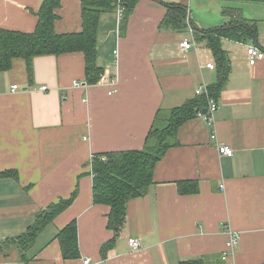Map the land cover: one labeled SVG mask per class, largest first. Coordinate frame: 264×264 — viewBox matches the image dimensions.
<instances>
[{
    "label": "crops",
    "instance_id": "0c3cea01",
    "mask_svg": "<svg viewBox=\"0 0 264 264\" xmlns=\"http://www.w3.org/2000/svg\"><path fill=\"white\" fill-rule=\"evenodd\" d=\"M41 1L0 0V29L32 32ZM167 3L185 4L199 29L229 23L223 7L239 10L254 34L222 39L230 70L212 124L199 110L178 126L175 144L157 161L146 193L127 202L125 223L102 257L113 232L108 207L92 202L91 155L141 149L159 111L193 99L197 86L217 78L203 42L188 51L178 46L193 36L191 25L160 26ZM120 13L99 16L95 62L103 81L85 82L79 51L35 57L31 81L20 57L0 71V264H263L264 59L249 65L245 49L264 50V0H138L124 31ZM57 14L56 32L81 29V0H61ZM219 144L232 156L219 155ZM73 191L71 203L23 247L39 214ZM72 220L79 256L65 259L55 235ZM233 234L237 242L228 247ZM128 237L139 239V250Z\"/></svg>",
    "mask_w": 264,
    "mask_h": 264
},
{
    "label": "trees",
    "instance_id": "16d2710c",
    "mask_svg": "<svg viewBox=\"0 0 264 264\" xmlns=\"http://www.w3.org/2000/svg\"><path fill=\"white\" fill-rule=\"evenodd\" d=\"M138 0H81V29L76 32L59 33L54 30L57 19V10L61 0H42L36 13L37 20L34 30L30 33L0 29V71L11 66L14 58L25 60L27 77H33V59L37 56H59L63 53L79 51L84 57L85 82L96 83L101 76L102 69L96 65L97 29L99 16L103 12H121V31H124L126 22ZM165 13L160 22L163 28H172L178 31L186 29L187 25L193 28V38L203 42L210 49L216 61L217 78L214 84L208 85V96L217 99L221 89L225 86L230 70L229 57L222 48L224 38L243 41L253 37L254 26L245 20L239 10L223 7L222 13L230 16L227 24L214 28L199 29L193 25L188 17L187 7L183 3L165 4ZM208 97L204 94L195 95L180 106L159 111L148 130L141 149L124 151H104L94 153L90 157L92 174V202L108 207L106 227L113 232L112 237L104 242L99 252L106 256L107 250L112 248L117 234L121 231L126 220L127 202L146 193L153 180L154 167L162 158L165 151L175 144L178 126L192 117L195 112L206 108ZM161 112L168 113L165 124L156 127ZM187 185L185 182L178 183ZM192 187H195L194 184ZM187 192L195 188L187 187ZM76 191L71 197L49 205L38 216L37 222L31 231H27L21 240L23 247L29 246L55 215L63 211L73 200ZM62 256L65 259L79 256L76 223L74 220L66 224L55 235ZM179 264H203L201 258L187 259ZM264 264V263H263Z\"/></svg>",
    "mask_w": 264,
    "mask_h": 264
},
{
    "label": "built area",
    "instance_id": "2783aa9c",
    "mask_svg": "<svg viewBox=\"0 0 264 264\" xmlns=\"http://www.w3.org/2000/svg\"><path fill=\"white\" fill-rule=\"evenodd\" d=\"M119 17H120V15H119ZM195 45H196V41L194 40L193 36L183 37V38H181V40L178 43V46L182 51H188L189 49L195 47ZM245 55H246V58H247L249 65L253 66L257 61L264 59V50L260 49L256 45L248 44V45H246ZM205 66L209 69H215V64H213V63H206ZM99 81H103V78H101V76H100ZM72 86H84V84L81 83L80 81H73ZM17 88H18L17 85H12L11 90L13 91ZM39 89L40 90H46L47 86L41 85L39 87ZM108 93L111 94V91H109ZM194 93H195V95L204 94L208 97V104L206 107L207 111L205 114H203V116L209 124H212L213 112L218 107L216 100L211 98L210 96H208V88L205 85L197 86L194 89ZM210 137L212 139H214L215 133L211 132ZM217 151H218L219 155H222V156H228L229 157V156H232V154H233V149L230 146L225 145V144L217 145ZM127 241H128V244H129L131 250L137 251L140 249L141 245H140L138 238L128 237ZM236 242H237V236L233 234L231 236V239L227 243V245H228V247H231ZM225 257H226V253L224 252L223 256H221V258L225 259ZM83 264H89V259H84Z\"/></svg>",
    "mask_w": 264,
    "mask_h": 264
},
{
    "label": "rangeland",
    "instance_id": "374dc122",
    "mask_svg": "<svg viewBox=\"0 0 264 264\" xmlns=\"http://www.w3.org/2000/svg\"><path fill=\"white\" fill-rule=\"evenodd\" d=\"M167 115H168V113L161 112L159 114V117H158L157 121L155 122V126L156 127H161L162 125H164L165 124L164 120L166 119Z\"/></svg>",
    "mask_w": 264,
    "mask_h": 264
},
{
    "label": "water",
    "instance_id": "95a60500",
    "mask_svg": "<svg viewBox=\"0 0 264 264\" xmlns=\"http://www.w3.org/2000/svg\"><path fill=\"white\" fill-rule=\"evenodd\" d=\"M207 111V108L202 109V113L205 114Z\"/></svg>",
    "mask_w": 264,
    "mask_h": 264
},
{
    "label": "bare ground",
    "instance_id": "6f19581e",
    "mask_svg": "<svg viewBox=\"0 0 264 264\" xmlns=\"http://www.w3.org/2000/svg\"><path fill=\"white\" fill-rule=\"evenodd\" d=\"M211 97V96H210ZM214 99V98H213ZM228 157V156H227Z\"/></svg>",
    "mask_w": 264,
    "mask_h": 264
}]
</instances>
